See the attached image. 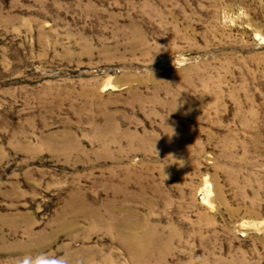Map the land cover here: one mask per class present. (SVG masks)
<instances>
[{
  "label": "rangeland",
  "instance_id": "1",
  "mask_svg": "<svg viewBox=\"0 0 264 264\" xmlns=\"http://www.w3.org/2000/svg\"><path fill=\"white\" fill-rule=\"evenodd\" d=\"M42 253L264 264V0H0V264Z\"/></svg>",
  "mask_w": 264,
  "mask_h": 264
},
{
  "label": "clouds",
  "instance_id": "2",
  "mask_svg": "<svg viewBox=\"0 0 264 264\" xmlns=\"http://www.w3.org/2000/svg\"><path fill=\"white\" fill-rule=\"evenodd\" d=\"M183 62H181V59H175L173 58L172 63L175 69L182 68L186 66L187 63H189L188 58L184 57L182 58ZM178 107V105H177ZM177 109V108H176ZM20 264H68L67 260L63 257H56V256H49L47 254H40L36 256L35 258H32L31 256H25L21 261Z\"/></svg>",
  "mask_w": 264,
  "mask_h": 264
}]
</instances>
